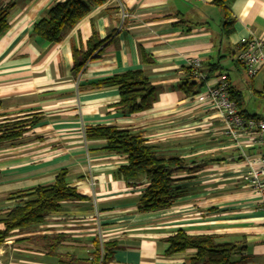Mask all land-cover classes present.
Listing matches in <instances>:
<instances>
[{"label":"crops","instance_id":"0c3cea01","mask_svg":"<svg viewBox=\"0 0 264 264\" xmlns=\"http://www.w3.org/2000/svg\"><path fill=\"white\" fill-rule=\"evenodd\" d=\"M58 1L1 2L8 7V27L0 33V120L34 123L18 140L0 146V214L13 206L10 192L50 184L65 169L68 182L85 197L62 202L34 232L64 235L57 253L87 255L97 239L117 243L110 264H185L193 250L166 253L165 238L182 229L237 243L235 259L264 264V209L241 178L247 168L241 151L222 133L213 110L178 88L188 76V59L197 57L208 85L225 75L241 95L240 109L264 117V98L256 94L264 63L249 77L238 59L244 39H260L264 52V0L230 2L235 22L227 37L221 34V11L211 0H123L130 17L122 27L117 8L105 0L59 42L49 43L32 29ZM92 34L105 43L96 58L73 73L71 50L84 47ZM131 69H142L157 91L150 108L128 114L117 105L116 86L94 83ZM97 124L141 132L160 152L184 159L189 169L177 175L172 203L138 210L147 180L128 182L118 174L125 155L107 149L103 139L85 136V127ZM28 235L15 232L0 245V264H57L42 244L15 241Z\"/></svg>","mask_w":264,"mask_h":264},{"label":"trees","instance_id":"16d2710c","mask_svg":"<svg viewBox=\"0 0 264 264\" xmlns=\"http://www.w3.org/2000/svg\"><path fill=\"white\" fill-rule=\"evenodd\" d=\"M103 1L105 0L58 1L34 23L32 34L49 43L59 42L67 31L90 11L93 5ZM232 1L211 0V3L221 11V34L226 37L233 31L235 22L229 9V3ZM1 2L2 0H0V33L8 27V7H2ZM104 43V39H99L96 34H92L84 47H73L71 50L73 73H79L88 61L96 58ZM191 71L187 65L188 76L178 83V88L187 96L198 93L207 78L202 66L200 71L204 74L205 80L195 77ZM94 85L116 86L119 94L117 105L128 114L146 110L156 100V86L151 83L142 69L126 70L102 78ZM256 94L264 98V82ZM229 95L244 116L262 117L247 114L246 111L240 109L241 95L231 88L230 84ZM33 123L34 119L31 118L1 119L0 146L18 140L26 128ZM85 136L87 139H103L107 149L125 155L126 163L121 165L117 171L124 180L129 182L145 177L147 186L138 199L139 211L157 210L172 203L176 196L175 186L180 180L177 175L189 169L183 158L177 155H166L149 144L141 132L116 125L86 126ZM84 197L68 182L65 169H61L50 184L10 192L8 200L13 202V206L0 214V245L10 239L15 232L17 234L27 232L28 236L15 241L28 240L30 243L42 244L47 255L57 257V264H110L113 251L117 248L115 241L100 242L95 239L94 250L87 255L78 256L74 253L56 252V248L64 240V235L36 234L38 224L48 214L58 211L62 202L81 200ZM165 241L169 244L167 254L185 250L194 251L185 264H243L242 261L234 258L237 243L216 242L211 234L190 235L179 229L167 236ZM244 248V245L240 246V249Z\"/></svg>","mask_w":264,"mask_h":264},{"label":"built area","instance_id":"2783aa9c","mask_svg":"<svg viewBox=\"0 0 264 264\" xmlns=\"http://www.w3.org/2000/svg\"><path fill=\"white\" fill-rule=\"evenodd\" d=\"M109 3L117 8L122 27L130 17L127 7L123 0H109ZM238 59L245 74L254 76L264 63L263 42L256 38L242 40ZM187 65L195 77L205 80L200 71L201 61L197 57L189 58ZM194 100L213 110L219 119L222 133L240 149V156L247 166L241 178L251 187L258 207L264 209V117H248L240 113L236 103L230 98L229 83L225 75H220L215 85H208L205 81L202 89L194 95ZM241 136H245L243 142L240 140ZM245 147H258L262 151L251 155L243 150ZM91 184L93 185V181Z\"/></svg>","mask_w":264,"mask_h":264},{"label":"rangeland","instance_id":"374dc122","mask_svg":"<svg viewBox=\"0 0 264 264\" xmlns=\"http://www.w3.org/2000/svg\"><path fill=\"white\" fill-rule=\"evenodd\" d=\"M2 248V247H1Z\"/></svg>","mask_w":264,"mask_h":264}]
</instances>
